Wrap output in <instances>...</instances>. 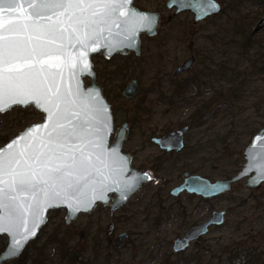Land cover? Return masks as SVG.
<instances>
[{
	"label": "rangeland",
	"instance_id": "obj_1",
	"mask_svg": "<svg viewBox=\"0 0 264 264\" xmlns=\"http://www.w3.org/2000/svg\"><path fill=\"white\" fill-rule=\"evenodd\" d=\"M167 1L136 0V6L158 12L162 17L155 37L143 35L141 56H115L109 61L102 55L93 57L97 82L102 86L109 70L117 65L129 67L123 82L119 80V84H124L117 91L120 98L113 94L109 102L116 128L125 122L130 125V140L124 151L133 154L135 168L150 173L153 180L113 214L98 206L91 214H81L67 223L66 210L51 211L39 237L27 248L28 254L6 264H68L74 260L75 264H230L237 253L229 250L239 247L250 250L248 257H257L258 264H264V184L248 190L241 181L231 193L209 202L188 201L183 195L175 201L170 194L180 184L195 144L218 134L225 137V131L235 124L243 129L262 118L254 104L264 97V77L255 74L257 66L264 63V45L257 41L264 37V3L259 4L263 0H217L222 7L220 13L200 23H195L189 12L174 15V10L167 8ZM249 38L253 39L251 47L244 54ZM192 56L196 58L192 70L174 78V70ZM227 79L241 85L246 81L247 92L242 93L244 97L237 109L220 114L214 130H191L185 155L178 159L160 155L150 138L178 128V122L192 113L193 102L227 86ZM132 80L138 81L140 91L133 99H125L123 91ZM86 82L90 84L89 80ZM184 84L187 89L177 96ZM177 97H183L187 103L178 98L171 106L170 98ZM43 120L44 115L33 107H17L0 115V148L29 125ZM6 138L8 141L4 142ZM250 143L246 137L241 151ZM240 158L244 161L242 155ZM216 162L222 163L217 155ZM226 172L229 176L234 174L230 173L232 169ZM183 207L188 214H182ZM223 209L228 215L222 228H213L211 234L193 243L187 252L173 253L174 240L182 238L187 229L185 222L190 226L202 223L213 211ZM122 233H128V240L122 249H116L114 241ZM7 244L8 238L0 237V249ZM226 246L230 249L224 253ZM237 257L240 262L246 261V257Z\"/></svg>",
	"mask_w": 264,
	"mask_h": 264
},
{
	"label": "snow or ice",
	"instance_id": "obj_2",
	"mask_svg": "<svg viewBox=\"0 0 264 264\" xmlns=\"http://www.w3.org/2000/svg\"><path fill=\"white\" fill-rule=\"evenodd\" d=\"M129 2L0 0V113L34 103L46 113L47 121L25 130L0 150V232L11 231L13 254L35 235L42 213L59 206L57 201L75 199L73 210H79V204L103 200L104 192L120 183L115 175H122L123 169L117 172L103 151L107 108L94 93L73 92L63 81L64 68L76 67L69 46L89 50L121 23L131 41L135 27L129 29V25L134 14L123 11ZM25 7L30 11L21 13L17 21L2 19L4 13ZM88 68L83 63L82 70ZM110 175H114L111 184ZM132 187L125 184L127 191ZM28 216L33 219L31 230L26 227ZM22 232L28 235L15 239Z\"/></svg>",
	"mask_w": 264,
	"mask_h": 264
},
{
	"label": "water",
	"instance_id": "obj_3",
	"mask_svg": "<svg viewBox=\"0 0 264 264\" xmlns=\"http://www.w3.org/2000/svg\"><path fill=\"white\" fill-rule=\"evenodd\" d=\"M134 1L135 0H130L127 7L123 9L126 13L134 14V19L129 25V29L135 27V34L132 36L131 41L128 39L130 33L125 31V26L121 23L120 28L112 27L111 32H106L104 38L100 40L99 44L90 45L89 50H85L79 45H77L76 48L69 46L68 52L72 58L71 63H74L76 67L64 68V85L70 87L73 92L79 91L82 95L88 92L94 93L100 104L107 108L108 130L103 137V151L107 154V159L110 165L115 168L117 172H119L121 168L123 169L122 175H115V178L118 179L120 183L110 187L108 191L104 192L103 200H95L92 204H79V210H73L74 206L77 205L75 199L64 203L57 201L56 203L59 206L49 207L42 213V222H40L38 226H35V235L29 236L26 242H22V247H20L15 254H13L14 238L11 231L0 232V236L8 237V246L5 252L0 255V264L17 259L23 254L30 242L39 237L41 230L47 224L48 215L51 211L66 210L67 223L75 221L80 214H91L99 205L104 207L112 205V211H115L127 205L129 200L139 192L143 186L152 181V179H144L146 176H151L148 173L135 168L132 163V155L124 152V147L130 137V125L125 122L122 126L116 128L112 104L105 95L104 87L97 82L98 76L95 70V64L92 60L93 56L99 54H102L107 60H111L117 55L125 57L132 53L136 56H141L142 36L144 34L148 37H155L157 35L161 22V14L158 12L141 10L134 5ZM22 2L26 4L29 0H22ZM37 2H39V0H37ZM167 8L170 10L176 9L175 15L184 12L193 13L195 23H200L217 15L222 9L221 4L217 0H169ZM28 11L30 10L25 7L17 13H4L2 19L15 22L21 17V13L26 15ZM141 17H144L145 19L140 20ZM120 19L123 20L125 17H121ZM149 21L152 22L151 25H149ZM91 47H95L96 51H91ZM81 53H84L83 57H81ZM85 62L89 65L88 70H82V65ZM195 63L196 59L194 56L187 59L181 66L174 70V77H178L183 73L191 71ZM73 73H75V75H73ZM87 79H90V85L88 86L86 83ZM139 91L140 86L138 81L132 80L123 91V97L129 100L133 99L138 95ZM30 106H33L37 112L44 115L43 122L28 126L1 147L0 150L6 149L7 146L20 137L25 130L34 126H43L47 122L46 113L34 103H30L27 107L21 106V108L25 109ZM14 107L20 106L15 105L12 106L11 109ZM8 111L0 114H5ZM188 132L189 127H184L171 131L160 137L154 136L150 141L159 146L163 151L180 153L186 146L185 136ZM23 143L24 142L22 141V144ZM243 159L245 160L244 166L231 178L213 181L201 175L186 174L185 181L181 185L172 189L171 194L173 196H179L180 194L187 192L189 194L201 196L204 199H213L222 194L231 192L235 183L245 179L246 188L254 189L260 187L264 183V127L260 129V131L253 137L252 142L244 149ZM113 178L114 175L109 176L110 184ZM125 184L133 185L130 191L125 190ZM0 215H3L2 211H0ZM26 219V227L31 230L34 227L33 219L31 216H28ZM223 222L224 212H215L209 221L191 228L183 238L176 239L174 241L173 251L175 253L186 251L193 242L208 235L211 227L221 225ZM21 235H28V232L18 233L15 239L19 240ZM127 238V233L120 234L115 239L116 248L121 249Z\"/></svg>",
	"mask_w": 264,
	"mask_h": 264
},
{
	"label": "trees",
	"instance_id": "obj_4",
	"mask_svg": "<svg viewBox=\"0 0 264 264\" xmlns=\"http://www.w3.org/2000/svg\"><path fill=\"white\" fill-rule=\"evenodd\" d=\"M264 0L259 2V4H263ZM252 38H249L247 43L245 44V51L243 50L244 54H248V48L251 47ZM258 43L264 45V37L257 39ZM114 62V61H110ZM129 67H120L117 65L115 69L109 70L108 74L104 78L105 87V95L108 100L112 101L111 99L114 97L120 98V91L117 93L118 90L124 87V84H119V80L121 83L123 82V78L127 76ZM256 75L258 77H264V63H261L256 68ZM254 75V73H253ZM196 82V81H193ZM117 83L116 86L112 87L111 85ZM227 86H222L219 90L214 91V93L209 97L199 98L198 101L193 102L194 108L192 113L186 120L180 121L177 124V127L183 126H190L191 129H201L205 128L203 133L208 132V127L211 130H214L215 120L218 119L220 114H229L233 112V110L237 109V104L239 101H242L243 94L246 93L247 89L244 87L246 81H244L243 85L236 80H228L227 79ZM196 85V84H193ZM188 85H182L178 91V95L185 92ZM116 93V94H115ZM177 97L175 100L170 98L169 103L171 106L176 104ZM183 104H186V100H183V97L180 98ZM191 103V102H188ZM255 108L258 112H261L262 118L258 122H251L249 126H245L241 129L240 126H233V129L228 132L227 136L222 137L218 134L216 137L215 135L211 137V140L206 141H199L197 145L192 148V157L189 160L190 164H186V170L191 172H200L206 177L209 178H216V176H220V178H226L229 176L227 174V169H232L233 172L236 174V169L244 163L241 160V155L243 156V152L240 149L241 142L246 138H250L252 140L253 136L264 126V97L260 98L255 104ZM263 119V120H262ZM172 131V129H168L167 132ZM230 138V142L228 139ZM8 139L6 138L4 142H7ZM187 147L183 152V155L187 152ZM199 152L202 154L200 155ZM215 155L218 156V159L222 161V163H215ZM182 156V155H179ZM226 161V162H224ZM220 172L218 173V171ZM224 173H226L224 175ZM232 174V175H234ZM218 179V178H217ZM68 256L66 261L68 260ZM251 262H258L257 257H253ZM75 261H70L68 264H75Z\"/></svg>",
	"mask_w": 264,
	"mask_h": 264
},
{
	"label": "flooded vegetation",
	"instance_id": "obj_5",
	"mask_svg": "<svg viewBox=\"0 0 264 264\" xmlns=\"http://www.w3.org/2000/svg\"><path fill=\"white\" fill-rule=\"evenodd\" d=\"M169 1V0H168ZM168 1H167V3H168ZM138 2V1H137ZM136 3V0H135V2H134V4ZM167 5V4H166ZM138 7V6H137ZM140 8V7H139ZM141 9V8H140ZM141 10H143V9H141ZM171 10H174V15H175V13H176V9H171ZM144 11H146V10H144ZM189 13H191V12H189ZM193 16H194V14L193 13H191ZM161 19H162V17H161ZM132 55H135L134 53H132ZM130 56V55H129ZM136 56V55H135ZM196 59V58H195ZM196 64V63H195ZM195 66V65H194ZM177 69V68H176ZM190 72V71H189ZM186 73H188V72H186ZM183 74H185V73H183ZM183 74H181V75H183ZM180 75V76H181ZM180 76H178V77H180ZM174 78H177V77H174ZM184 127H189V132L186 134V136H185V142H186V146H185V148L182 150V152H180V153H175V152H166V151H163V150H161L160 148H159V146H157V145H155V144H153V143H151L153 146H155V147H157L159 150H160V155H163V156H166V157H169V156H172V157H175L176 159H178V157H180L179 155H183V152H184V150L186 149V147H187V138H188V135L190 134V132H191V130H193V129H191V127L190 126H183V127H179V128H176V129H180V128H184ZM176 129H174V130H176ZM174 130H172V131H174ZM171 132V131H170ZM170 132H166V133H164V134H162V135H159V137L160 136H163V135H166V134H168V133H170ZM151 139V138H150ZM129 140H130V137H129ZM128 140V141H129ZM151 142V141H150ZM125 152V151H124ZM126 153H128V152H126ZM129 154H131V153H129ZM132 155V163H133V166H134V155L133 154H131ZM135 167V166H134ZM140 170V169H139ZM141 171H143V170H141ZM143 172H145V171H143ZM180 172V171H179ZM239 172V171H238ZM237 172V173H238ZM145 173H147V172H145ZM236 173V174H237ZM151 177H152V175L150 174V173H148ZM186 174H190V175H201V176H203V177H205V178H207V179H210V180H213V181H216V180H219V179H228V178H231V177H233V176H235V175H232V176H229V177H226V178H218V179H214V178H209V177H206L205 175H203L202 173H200V172H191V171H189V170H184V172L182 173V175L180 176V179H181V182H180V184L179 185H181L184 181H185V179H186ZM152 180H153V177H152ZM242 181H244V186H245V183H246V179L245 180H242ZM239 182H241V181H239ZM239 182H237V183H239ZM237 183H235L234 185H233V189H234V187H235V185L237 184ZM264 184V183H263ZM262 184V185H263ZM148 185V184H147ZM178 185V186H179ZM261 185V186H262ZM146 186V185H145ZM145 186H143V187H145ZM260 186V187H261ZM177 187V186H176ZM260 187H258V188H260ZM175 188V187H174ZM173 188V189H174ZM245 188H246V186H245ZM258 188H254V189H258ZM246 189H248V188H246ZM254 189H248V190H254ZM172 191V190H171ZM233 191V190H232ZM231 191V192H232ZM231 192H228V193H225V194H222V195H220V196H218V197H215V198H213V199H204L203 197H201V196H197V195H195V194H189V193H187V192H184V193H182V194H180L179 196H173L172 194H171V192H170V194H171V196L175 199V201H178V199H179V197L181 196V195H183L185 198H186V200H188V201H192L193 199L195 200L196 199V201H201V202H209V201H211V200H214V199H217V198H221V197H224L225 195H227V194H229V193H231ZM138 193V192H137ZM159 196V195H158ZM161 196V195H160ZM255 197V196H254ZM257 198V197H256ZM128 204V203H127ZM183 204V202H181L180 201V204H179V206H181ZM99 206H102V205H99ZM126 206V205H125ZM124 206V207H125ZM98 207V206H97ZM96 207V208H97ZM102 207H104V206H102ZM124 207H122V208H124ZM104 208H106V209H108L109 211H110V213L111 214H113V213H116V212H118L119 210H121L122 208H120V209H117V210H115V211H112V205L111 206H108V207H104ZM185 209V210H184ZM187 210V211H186ZM195 210H198V209H193V211H195ZM188 212V209L187 208H184L183 207V210H182V214H186ZM215 212H224V222H223V224H221V225H215V226H213V227H211V229H210V233L209 234H211V232H212V229L213 228H216V229H220V228H222L225 224H226V222H227V215H228V211L227 210H225V209H223V210H220V211H213L212 212V214H211V216L207 219V220H205V221H203L202 223H195V224H193V225H189L188 224V222H185V225H186V231H185V233H184V235L182 236V238L186 235V233L191 229V228H193V227H195V226H198V225H201V224H204V223H206L207 221H209L212 217H213V214L215 213ZM191 213V212H190ZM188 214V213H187ZM189 225V226H188ZM112 228H113V226H112ZM123 234V233H122ZM128 234V233H127ZM208 234V235H209ZM208 235H206V236H208ZM128 237H129V235H128ZM203 237H205V236H203ZM203 237H201V238H199L197 241H195V242H193V243H196V242H198L200 239H202ZM127 240H128V238H127ZM126 240V241H127ZM125 241V242H126ZM175 241V240H174ZM31 243H33V242H31ZM30 243V244H31ZM192 243V244H193ZM29 244V245H30ZM125 244V243H124ZM192 244H191V246H192ZM29 245L27 246V248L29 247ZM114 245H115V241H114ZM173 245H174V242H173ZM7 246H8V244L6 245V247H3V248H1L0 249V255L3 253V252H5V250H6V248H7ZM190 246V247H191ZM190 247H189V249H190ZM27 248L25 249V251L23 252V254L22 255H24V256H26L28 253V250H27ZM115 248H116V246H115ZM123 248V247H122ZM121 248V249H122ZM225 249L223 250V252L224 253H227L228 252V250L230 249L229 248V246H226V247H224ZM117 249V248H116ZM173 249V248H172ZM189 249H187L186 251H183V252H180V253H175L174 251H173V253L174 254H183L184 252H187ZM27 250V251H26ZM230 251V253H233V254H235V253H237L236 255L237 256H239V257H241V256H243L244 258L246 257V261H243L242 262V260H241V262L240 261H238V257L237 256H233V258L231 259V260H229V263L230 264H250L249 262H251V260H249V259H251L252 258V256H249L248 257V255H249V252H250V250H247V248H242V247H239V248H235L234 250L233 249H231V250H229ZM21 255V256H22ZM20 256V257H21ZM23 256V257H24ZM19 257V258H20ZM19 258H17V259H19ZM17 259H14V260H17ZM14 260H11V261H14ZM7 262H10V261H6L4 264H6ZM258 264L259 263V261L258 262H251V264Z\"/></svg>",
	"mask_w": 264,
	"mask_h": 264
}]
</instances>
